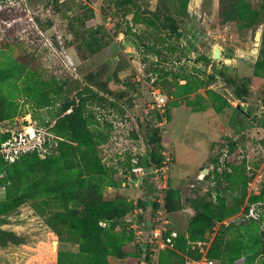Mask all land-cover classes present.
Listing matches in <instances>:
<instances>
[{"label":"rangeland","instance_id":"374dc122","mask_svg":"<svg viewBox=\"0 0 264 264\" xmlns=\"http://www.w3.org/2000/svg\"><path fill=\"white\" fill-rule=\"evenodd\" d=\"M215 45L220 72L245 101L216 88ZM257 59L264 60V0H0V176L3 162L12 163L19 184L13 197L0 184V264H135L130 227L146 233L141 222L160 206L179 235L170 257L197 253L203 235L192 217L207 208L231 216L246 204L237 207L243 191L259 196L264 185ZM153 91L165 96L160 110ZM65 103L80 107L92 146L52 132ZM152 137L166 162L164 154L152 162ZM44 142L54 148L46 159ZM27 145L6 158L4 148ZM98 195L125 210L124 225L118 216L99 222L104 258L81 242L82 218L70 217L87 214L85 202ZM260 199L254 215L228 224L221 264H264Z\"/></svg>","mask_w":264,"mask_h":264},{"label":"trees","instance_id":"16d2710c","mask_svg":"<svg viewBox=\"0 0 264 264\" xmlns=\"http://www.w3.org/2000/svg\"><path fill=\"white\" fill-rule=\"evenodd\" d=\"M264 67V60L263 59H257L255 62V71L256 70H261ZM241 101H245L244 99H241ZM72 106V110L69 113H66V110ZM80 112V107L78 105H75L74 103H65L62 105L60 108V114L57 117L55 123L51 126V130L53 133L58 134L61 132H66L70 138L75 143H85L87 145L92 146L94 144L93 139L91 135H89L88 130L85 128V121L84 118L79 115ZM9 133H5L2 138L8 137ZM147 146L149 148V153L151 156L152 162L159 163L162 158H163V153H162V143L158 140H156L154 137H152L150 140H147ZM44 147H47V153L44 157V159L50 157L52 155L50 152L54 150L52 148L51 143H43ZM232 146H235V142L232 143ZM38 151H35L32 155L34 156L33 158L35 160H41L40 157L38 156ZM16 161V160H15ZM8 165H13L12 163L9 162H3V169L4 173L0 176V184L4 186L5 188V193L9 197H13L14 193L18 191L19 189V184L16 182L15 178L16 175L14 172H12L9 168ZM131 167V165H130ZM264 198V185L263 188L261 189L259 196L254 195V194H248L246 191H243L241 198L237 200V207L239 208L243 203L244 200L247 198L246 204L244 206V212L243 216L241 218H245L244 216L249 212V208L251 206H255V203L261 200L260 198ZM220 201H222V198H220ZM222 203V202H221ZM86 205V213L87 214H81V215H71V221L72 223H78L79 220L82 218L83 221L80 223H84L86 228H82L80 225L78 226L79 232H80V239L81 242L87 243L89 246L91 244L94 245V250L99 254L101 257H105V253L107 252V248L104 247L102 250V247L100 243L97 240V236H99L98 233V226L99 222L102 219H109V218H114L115 216H118L120 225H124L125 221L122 219V215L124 214L125 210L122 209L120 204H117L116 202L113 201H108L104 200L100 195L95 196L91 198V200H88L85 202ZM237 208V209H238ZM152 216V215H151ZM224 216H219L215 217L213 213L207 208L204 212H199L195 214L191 222L193 224V229L197 230L202 234L203 240H206V238L209 235V229L212 227L213 223L215 220H218L220 218H223ZM145 220V219H144ZM150 218L142 221L143 223H146L147 229L149 230L150 227ZM222 220V219H221ZM229 225L221 224L216 233L215 236L211 242V245L208 250L209 256L213 257L219 264L220 260H218V257L221 254V248L218 246V242L221 241L222 239V234L226 231V228H228ZM147 230V231H148ZM129 237L128 239L133 241L135 238V232L134 229L130 227L129 230ZM179 240V235L175 239V248H167L165 249L166 253L168 254L165 258L162 259L160 257V262L161 264H182L184 261V257H180L179 260H173V258L170 257L171 253L175 251L177 243ZM201 240V241H203ZM121 242L120 239H117V243L120 247L115 245V248L119 250L121 248ZM145 246H141L138 254L139 257L137 258V261L135 264H145V259H146V249L144 248ZM90 250V247L88 251ZM106 251V252H105ZM105 252V253H104ZM61 258L63 251L59 252ZM200 251L198 250L197 253L193 254V256H199ZM59 264H60V258H59Z\"/></svg>","mask_w":264,"mask_h":264},{"label":"built area","instance_id":"2783aa9c","mask_svg":"<svg viewBox=\"0 0 264 264\" xmlns=\"http://www.w3.org/2000/svg\"><path fill=\"white\" fill-rule=\"evenodd\" d=\"M153 94H154L153 106H156L160 110L162 106L165 105L166 102L165 96L155 91H153ZM28 146L29 145L22 147L19 146L16 148L13 147L14 149H12V147L10 146L8 149L4 148V150L9 152V154L10 152H12V154L10 155L6 154V158H13V155L19 153V150L21 148L22 150H28V148H30ZM162 153L166 157V159H164V162H166L168 160L169 155H167L165 151H163ZM141 168H142L141 166L135 165L134 167H132V170L134 172H137V170H142ZM256 192H258V190L255 191L254 193ZM249 194H253V193L250 192ZM243 212H244V208H242L239 212L231 216H227L222 220H219L218 223H215L212 226V231H210L211 237L209 236L207 240L198 241V244L201 246L199 249L200 255L199 256L185 255L182 264H219L213 257L209 256L208 254V250L215 236V233L221 224L228 225L230 222H234L240 219L243 216ZM254 213H255V207L251 206L249 208V212L247 213V215H254ZM167 221L168 220L166 218L164 207L160 206V208L156 209L154 215L151 217L150 227L149 230L146 231V233L143 232L142 230L143 228L141 226H139L137 229L134 230L135 238L137 239V241L134 240L135 245H137L139 249L141 246H145L144 248L146 249L145 254L147 257L145 259V264H161L160 252L163 249L175 248V239L178 236V232L175 229H170L166 225ZM202 245L204 246L202 247Z\"/></svg>","mask_w":264,"mask_h":264},{"label":"water","instance_id":"95a60500","mask_svg":"<svg viewBox=\"0 0 264 264\" xmlns=\"http://www.w3.org/2000/svg\"><path fill=\"white\" fill-rule=\"evenodd\" d=\"M256 34H257V38H256V43H257V41L259 40L260 35H261V30L257 29ZM220 54H221V51L219 50L218 45H215L213 58L211 59V62H210V69L214 73V75L217 77V80L219 82V84L216 86V88L226 90L232 98H235L238 101H241V99L237 98V95L234 91L233 86L229 83V81L220 72V70L218 68V63H219L218 55H220ZM224 61H229V59H224ZM207 171H208V168H204V169H202L201 174L206 173Z\"/></svg>","mask_w":264,"mask_h":264},{"label":"crops","instance_id":"0c3cea01","mask_svg":"<svg viewBox=\"0 0 264 264\" xmlns=\"http://www.w3.org/2000/svg\"><path fill=\"white\" fill-rule=\"evenodd\" d=\"M248 152H249V155L247 154V157H248L247 167L250 169V168H253L251 165V160L253 159L254 155L251 153L252 151L250 149L248 150ZM258 192H260V191L258 190Z\"/></svg>","mask_w":264,"mask_h":264},{"label":"bare ground","instance_id":"6f19581e","mask_svg":"<svg viewBox=\"0 0 264 264\" xmlns=\"http://www.w3.org/2000/svg\"><path fill=\"white\" fill-rule=\"evenodd\" d=\"M215 47V46H214ZM219 47V46H218ZM218 58H220V55H218Z\"/></svg>","mask_w":264,"mask_h":264}]
</instances>
